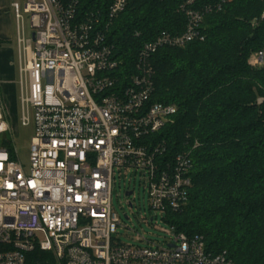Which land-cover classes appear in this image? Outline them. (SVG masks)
Wrapping results in <instances>:
<instances>
[{
  "label": "built area",
  "instance_id": "2783aa9c",
  "mask_svg": "<svg viewBox=\"0 0 264 264\" xmlns=\"http://www.w3.org/2000/svg\"><path fill=\"white\" fill-rule=\"evenodd\" d=\"M127 2L111 0L103 26L100 12L77 19L78 0L11 6L22 64L21 122L29 126L33 110L35 136L25 171L7 138L0 86V264H28L36 250L46 255L38 264H232L226 251L208 249L203 236L172 225L165 246H125L114 238L121 224L112 207L116 169L143 174L154 211L178 212L188 204L193 163L188 152L166 159L159 135L178 109L153 99L151 61L161 47L203 41L200 27L211 11L187 10L184 33L162 32L145 43L127 74L106 37ZM251 64L263 66L264 51Z\"/></svg>",
  "mask_w": 264,
  "mask_h": 264
},
{
  "label": "trees",
  "instance_id": "16d2710c",
  "mask_svg": "<svg viewBox=\"0 0 264 264\" xmlns=\"http://www.w3.org/2000/svg\"><path fill=\"white\" fill-rule=\"evenodd\" d=\"M78 1V20L100 12L110 22L111 0ZM206 7L203 41L161 47L151 61L153 99L178 109L159 135L166 159L188 152L193 163L188 204L166 221L232 264H264V65L251 64L264 51V0H128L106 37L132 74L145 43L182 35L186 11ZM45 256L36 250L28 264Z\"/></svg>",
  "mask_w": 264,
  "mask_h": 264
},
{
  "label": "rangeland",
  "instance_id": "374dc122",
  "mask_svg": "<svg viewBox=\"0 0 264 264\" xmlns=\"http://www.w3.org/2000/svg\"><path fill=\"white\" fill-rule=\"evenodd\" d=\"M27 0H0V5L9 6V13L1 17L8 23L11 17V39L4 42L0 49L6 52L0 54V82L3 91V104L10 131L9 140H13L17 161L25 171L30 168V147L35 136L34 112L29 111L30 125L22 126V85L21 60L18 44L17 22L12 4L17 2L22 8ZM25 37L32 38L29 16L24 15ZM262 67V66H260ZM133 192L132 196H127ZM112 207L121 219L114 238L125 246H165L172 239L171 225L166 221L167 215L151 208L148 181L142 173L116 169L112 190ZM153 219V221H151Z\"/></svg>",
  "mask_w": 264,
  "mask_h": 264
},
{
  "label": "crops",
  "instance_id": "0c3cea01",
  "mask_svg": "<svg viewBox=\"0 0 264 264\" xmlns=\"http://www.w3.org/2000/svg\"><path fill=\"white\" fill-rule=\"evenodd\" d=\"M9 6H2L0 5V14L1 12H5L4 16H7V12L9 13ZM11 22V17L8 15V23ZM4 17L2 19L0 15V40L4 43L7 42L9 39H11L12 30H11V24H8ZM6 52L4 49H0V54ZM1 90H2V84L0 82Z\"/></svg>",
  "mask_w": 264,
  "mask_h": 264
},
{
  "label": "water",
  "instance_id": "95a60500",
  "mask_svg": "<svg viewBox=\"0 0 264 264\" xmlns=\"http://www.w3.org/2000/svg\"><path fill=\"white\" fill-rule=\"evenodd\" d=\"M127 196H129V197L132 196V192H128Z\"/></svg>",
  "mask_w": 264,
  "mask_h": 264
}]
</instances>
